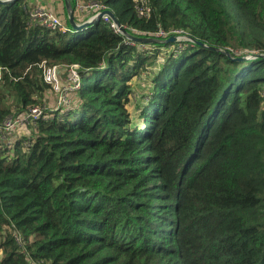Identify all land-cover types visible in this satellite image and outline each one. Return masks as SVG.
<instances>
[{"label": "trees", "instance_id": "obj_1", "mask_svg": "<svg viewBox=\"0 0 264 264\" xmlns=\"http://www.w3.org/2000/svg\"><path fill=\"white\" fill-rule=\"evenodd\" d=\"M96 1L160 41L0 4V124L44 109L0 134V264H264V0ZM71 64L74 100L48 109L45 67Z\"/></svg>", "mask_w": 264, "mask_h": 264}, {"label": "built area", "instance_id": "obj_2", "mask_svg": "<svg viewBox=\"0 0 264 264\" xmlns=\"http://www.w3.org/2000/svg\"><path fill=\"white\" fill-rule=\"evenodd\" d=\"M135 2L138 5L137 9L139 16L148 17L151 9L148 6L147 1L135 0ZM77 8L78 11L81 13L92 12L93 15L88 20L94 19L97 15L108 9L104 3L98 2L96 0L79 2ZM29 15L32 20L38 21L41 25L52 31L58 29L63 31L69 30V28L65 25L64 21L56 13H54L51 8L49 9V7H46L44 5H37L35 7H31V9L29 10ZM101 19L109 23L115 32L122 33V28H126L123 25L118 26L113 21V19L107 14H104ZM176 32L177 31H174V33ZM157 35L160 37L166 36L167 34L164 31H160ZM128 42L133 44L135 41L130 39ZM61 67L62 66L60 65H54L52 67H45L44 69L45 81L51 86H53L55 89H59L60 81L58 79V74L61 70ZM78 68V64H71L66 67L65 72L68 76V85L64 86L63 90H67L69 89V87L74 85L81 86V81L79 82L80 76L78 73ZM63 100H66V97H64ZM43 115L44 109H41L39 107H33L29 110V112L23 115L17 117H9L2 124H0V134L5 135L11 131H15L21 127L26 126V124L35 123L40 120Z\"/></svg>", "mask_w": 264, "mask_h": 264}, {"label": "rangeland", "instance_id": "obj_3", "mask_svg": "<svg viewBox=\"0 0 264 264\" xmlns=\"http://www.w3.org/2000/svg\"><path fill=\"white\" fill-rule=\"evenodd\" d=\"M54 8L55 9H51V10L54 11V13H56L61 18V15L65 13L63 0H61V5H57L55 3ZM177 36L179 37L178 40L188 39V37L183 34H177ZM58 79L60 81L59 89H55L52 86L53 90H50L48 94L46 95L48 109L57 110L62 105H67L69 101L74 100V97H75L74 90L80 87V85H74V86L69 87V89L67 90H63L64 86L68 85V76L66 75V73L64 74L62 70L59 71ZM80 81L81 79L79 80V82ZM132 84L136 92L144 91L145 93L149 91V84L145 81V79H143V77L133 78ZM64 97H66V100H63ZM130 109L134 110L133 106H131ZM30 130H31L30 126L28 128L24 126V127H21L15 130L14 132H12V134H10L11 141H14L19 136L29 135Z\"/></svg>", "mask_w": 264, "mask_h": 264}, {"label": "water", "instance_id": "obj_4", "mask_svg": "<svg viewBox=\"0 0 264 264\" xmlns=\"http://www.w3.org/2000/svg\"><path fill=\"white\" fill-rule=\"evenodd\" d=\"M11 1H14V0H0V4H7V3L11 2ZM65 6H66L67 11H68L69 23H70V25H71V27H72V29L74 31H80L82 29H86L87 27L92 25L95 21H100L101 17L104 14L109 15L118 26L121 25L120 22L118 21L116 15H115V13L112 10H110V9H107V10L103 11L102 13L97 15L92 20H87V21H84L82 23H79L75 19L74 9L72 8L71 0H65ZM122 33L127 38H129V39H131V40H133L135 42L152 43V42L160 41L159 39H156V38H141V37L134 36V35L130 34L125 28H122ZM178 39H179V37L177 35H172V36L168 37L167 39L163 40V42L176 41ZM199 44H202V43L199 42ZM202 45H204V44H202ZM224 53L229 55L228 51H224ZM242 59H246V57L238 58V60H242Z\"/></svg>", "mask_w": 264, "mask_h": 264}, {"label": "crops", "instance_id": "obj_5", "mask_svg": "<svg viewBox=\"0 0 264 264\" xmlns=\"http://www.w3.org/2000/svg\"><path fill=\"white\" fill-rule=\"evenodd\" d=\"M30 7H35L37 5H44L46 7H49L51 9H55L54 5L55 3L57 5H61V0H26Z\"/></svg>", "mask_w": 264, "mask_h": 264}, {"label": "bare ground", "instance_id": "obj_6", "mask_svg": "<svg viewBox=\"0 0 264 264\" xmlns=\"http://www.w3.org/2000/svg\"><path fill=\"white\" fill-rule=\"evenodd\" d=\"M71 124V123H70Z\"/></svg>", "mask_w": 264, "mask_h": 264}]
</instances>
